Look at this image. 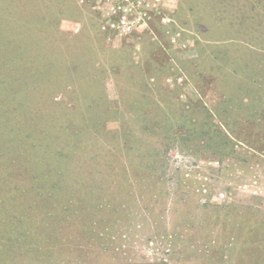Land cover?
I'll use <instances>...</instances> for the list:
<instances>
[{
	"label": "rangeland",
	"instance_id": "1",
	"mask_svg": "<svg viewBox=\"0 0 264 264\" xmlns=\"http://www.w3.org/2000/svg\"><path fill=\"white\" fill-rule=\"evenodd\" d=\"M0 264H264V0H0Z\"/></svg>",
	"mask_w": 264,
	"mask_h": 264
},
{
	"label": "trees",
	"instance_id": "2",
	"mask_svg": "<svg viewBox=\"0 0 264 264\" xmlns=\"http://www.w3.org/2000/svg\"><path fill=\"white\" fill-rule=\"evenodd\" d=\"M38 148L40 149V148H41V146L39 145V146H38ZM43 148H45V146H44Z\"/></svg>",
	"mask_w": 264,
	"mask_h": 264
}]
</instances>
